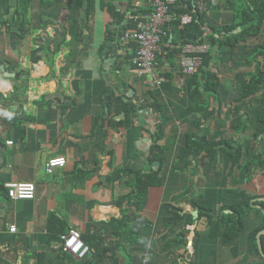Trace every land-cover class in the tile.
I'll list each match as a JSON object with an SVG mask.
<instances>
[{
	"label": "crops",
	"instance_id": "obj_1",
	"mask_svg": "<svg viewBox=\"0 0 264 264\" xmlns=\"http://www.w3.org/2000/svg\"><path fill=\"white\" fill-rule=\"evenodd\" d=\"M89 2L94 3L85 20L89 49L76 97L71 83L82 52L74 61L73 36L82 28V11L79 16L75 0L70 8L67 0H0V264H186L188 254L194 264H264L257 252L264 236V24L258 35L222 50L210 48L213 60L202 82L209 72L215 76L206 86L211 116L204 120L190 109V78L180 67L185 52L161 63L166 77L158 88L152 74L135 70L136 43L118 38L121 29L122 34L134 29L130 14L150 12V1ZM226 4L208 11L212 25L235 22ZM205 28L206 35L212 32ZM179 34L174 27L170 40L180 41ZM110 42L115 46L107 49ZM202 45L210 46L209 40ZM200 123L207 124L213 144L226 140L211 150L218 163L202 155L175 162ZM160 124L166 136L157 140ZM158 144L165 151L163 164L153 158ZM223 148L241 149L242 159L232 165ZM58 155L66 157V166L48 174L46 162ZM159 169L163 184L128 202L133 173ZM13 181L34 182L36 198H9L5 184ZM245 200L251 208L237 235L233 209ZM167 202L194 215L196 255L194 231L184 256H169L173 248H165L161 238ZM208 214L220 222L216 232ZM70 230L90 245L86 258L62 250L61 235Z\"/></svg>",
	"mask_w": 264,
	"mask_h": 264
},
{
	"label": "trees",
	"instance_id": "obj_2",
	"mask_svg": "<svg viewBox=\"0 0 264 264\" xmlns=\"http://www.w3.org/2000/svg\"><path fill=\"white\" fill-rule=\"evenodd\" d=\"M83 1L84 0H75V9L79 11V16L81 15L80 11H82L83 8ZM223 2H227L226 9H231L234 12L233 17L235 22L233 24H224L222 26L212 25L209 19L208 12H202L198 8H195L196 11H194L192 3H189V6L187 7L179 9V11L182 13L192 12L194 14V19L191 23L186 25L181 24L179 20H175L171 24L167 25V27L165 28L167 34L163 36V52L158 57L162 65L166 59H173L174 61L176 59V55L184 53V49L188 44L201 45L205 43L206 39H208L210 42V48L214 49L215 47H218L219 50H222V48H225L228 45L233 46L249 35H258L260 33V29L264 24V0H226ZM93 5V2H89V12L90 9H92ZM208 7L211 11L214 8H217L212 7L211 4H209ZM151 10L152 7L149 11ZM206 25H208L212 29V32L207 35L205 28ZM131 26L135 28V24ZM176 26L180 27V41H178L176 38L170 40L171 35L174 34V27ZM239 27H241L242 30L238 33H234V31ZM224 32L225 35L222 37ZM83 34L84 30L80 27L79 33L73 36V40L77 42V47L74 51L76 56L74 61H77L78 55L82 52L84 43ZM111 34L112 33L110 32V30H107V36L110 37ZM212 49H209L207 52L200 54L202 57V64L199 66L198 71L193 75L187 76L190 78L188 80L187 87L188 96L191 102L190 109L196 114L201 113L202 115H205L203 118L204 120L209 119L211 116L210 114H206V110L209 109V105L205 103V94L208 91L206 86H212L213 81H211L210 78L214 77L215 75L209 72L207 78L205 79V83L204 81L202 82V77L211 64V61L213 60ZM171 63L173 66V62ZM161 74L166 77V73H164L163 71H161ZM117 99V102L124 108L125 103L123 102V100L120 97H117ZM153 105L155 106L156 111H161L163 108L162 105L157 102H155ZM120 109H122V107ZM196 126L198 131L187 135L184 141L183 149H181L177 154L175 162L180 160H187L188 163H190V158L192 156L196 159L197 157L202 155L204 158L210 160L213 158L214 164L216 165L218 163V157L216 155H213V152H211V150L213 147L216 148L217 146L221 145L223 143L222 141L226 142V140H215L213 144V142L209 138V130L197 139L199 131L201 132L202 130L201 123L196 124ZM163 128L164 126L160 124L158 127V131L155 134L157 140H160L164 138V136H166ZM157 147L158 153L153 158L161 159V162L163 164L165 160L164 148L161 144H158ZM223 150L230 154L232 158V165H235L242 159L241 149L237 151H229L223 148ZM161 170L162 169H159L157 173H143L141 170L135 171L132 178L133 191L131 190V192L127 194L128 202H130L132 200L131 198L133 197H137V199L142 200L146 196L145 194L151 186L162 185L163 179L160 176ZM165 208L167 210V215L165 216L164 223L166 225L165 230H167V232L163 234L161 238L166 239V242L164 244L165 248H168V250L169 248H173V250L169 252V256L171 258H181L182 256H184L185 252L188 251V246L190 245L188 244L189 241L187 240V237L194 231L195 235L193 239V247L195 250L194 254L196 255V239L198 238L199 234L197 232L198 230H196L195 227L196 219H194V215L191 212H184L182 208L171 202L165 203ZM250 208V200H245L238 203L237 206H235V208L233 209L234 213H236V218L233 220V224H235L234 226L237 228V235L243 229L244 220ZM203 215L204 214H202L201 212V214L199 215V219H201ZM208 216L212 217L211 219H213L214 222V228L212 230L215 229L213 232H216L220 222H215L211 214H208ZM126 221L127 220L124 219L125 223ZM190 225H193V228H190ZM82 238L84 239L83 235ZM252 239L255 241L254 244L257 245L256 233L253 234ZM261 247L262 251L257 247V252L259 256L264 260V236H262L261 238ZM180 248L186 249V251L180 252ZM62 250H64L63 246ZM115 261L117 260L115 259ZM190 264H194V259Z\"/></svg>",
	"mask_w": 264,
	"mask_h": 264
},
{
	"label": "built area",
	"instance_id": "obj_3",
	"mask_svg": "<svg viewBox=\"0 0 264 264\" xmlns=\"http://www.w3.org/2000/svg\"><path fill=\"white\" fill-rule=\"evenodd\" d=\"M152 10L145 14H130L129 18L135 21V28L127 30L122 34V41L134 42L137 45L136 54L133 57L135 70L140 74L150 73L154 76V85L161 87L165 77L161 74V61L159 56L163 52V36L166 35L165 28L175 20L186 25L193 21L192 12L182 13L180 8L189 6L192 3L194 11H209V4L217 7L226 0H149ZM210 46L189 44L185 47V54L180 60V67L187 75H193L202 64L201 53H205ZM13 144V141H9ZM67 164L65 156L58 155L48 159L45 170L48 174H54L57 168H63ZM7 195L12 200L35 199L36 184L34 182H8L5 184ZM11 232H16V226L10 227ZM63 249L66 253L75 256L77 259H84L91 251V247L84 241L77 230H70L61 235Z\"/></svg>",
	"mask_w": 264,
	"mask_h": 264
},
{
	"label": "water",
	"instance_id": "obj_4",
	"mask_svg": "<svg viewBox=\"0 0 264 264\" xmlns=\"http://www.w3.org/2000/svg\"><path fill=\"white\" fill-rule=\"evenodd\" d=\"M73 1L74 0H67V4H68V6H69V8L72 6V4H73ZM88 8H89V0H84V4H83V8H82V18H81V23H82V28H83V30H84V34H83V38H84V40H85V43L83 44V49H82V54H81V57H80V59L75 63V68H76V72H75V78L72 80V87H73V90L76 92V97H78L79 95H80V88H79V77L83 74V70H82V62H83V60H84V58L85 57H87L88 56V49H89V37H90V31H89V29L87 28V26H86V23H85V20H87V11H88ZM15 28H13L12 30H14ZM238 30H241V27L240 28H238ZM124 30L123 29H121V32L119 33V35H118V38H121V36H122V32H123ZM237 31V30H236ZM235 31V32H236ZM11 40H12V46H13V48L15 49V51H16V53H17V45L19 44L18 42H16L15 41V39H14V36H12L11 37ZM110 45H114L115 46V44H114V42H110L109 43V45L107 46V49H109V46ZM117 47V46H116ZM119 48H116V51H114V57H116L117 56V50H118ZM103 56H104V54H103ZM114 57H112V59L114 58ZM76 97L72 100V108H71V111H70V113L76 108V105H77V102H76ZM68 102V101H67ZM206 126H207V124H205L203 127H202V130H201V133H204L205 132V130H206ZM198 138H200V135L198 136ZM3 148H4V143L0 140V153L2 152V150H3ZM193 157V156H192ZM154 164H156L157 166H159L160 165V161L159 160H156L155 162H154ZM156 166V167H157ZM154 172H155V170H154ZM192 234H193V232H192ZM189 238H190V236H189ZM191 255L192 254H188V257H191ZM188 257H185L184 258V262L186 263V264H190V260H189V258Z\"/></svg>",
	"mask_w": 264,
	"mask_h": 264
},
{
	"label": "rangeland",
	"instance_id": "obj_5",
	"mask_svg": "<svg viewBox=\"0 0 264 264\" xmlns=\"http://www.w3.org/2000/svg\"><path fill=\"white\" fill-rule=\"evenodd\" d=\"M191 251H192V248L190 247ZM126 258V257H125Z\"/></svg>",
	"mask_w": 264,
	"mask_h": 264
}]
</instances>
